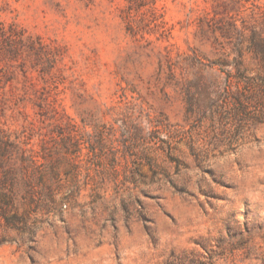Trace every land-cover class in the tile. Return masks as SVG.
<instances>
[{
    "label": "rangeland",
    "instance_id": "rangeland-1",
    "mask_svg": "<svg viewBox=\"0 0 264 264\" xmlns=\"http://www.w3.org/2000/svg\"><path fill=\"white\" fill-rule=\"evenodd\" d=\"M254 32L264 0H0V264H264Z\"/></svg>",
    "mask_w": 264,
    "mask_h": 264
},
{
    "label": "trees",
    "instance_id": "trees-1",
    "mask_svg": "<svg viewBox=\"0 0 264 264\" xmlns=\"http://www.w3.org/2000/svg\"><path fill=\"white\" fill-rule=\"evenodd\" d=\"M251 51L253 53H255L256 55H258L260 57V59L262 60V62L264 63V36H261L258 32H254L253 35V39H252V46H251ZM236 63L235 65H233V68H230L228 70H226L227 66H231V64H228V62L225 61H219L216 60L213 62L214 66H218L220 67V69H222L221 71H225L226 73V82H227V87L228 89H230V93L234 92V90L232 89L233 86L238 87L240 84V78H241V67H240V62L238 60H235ZM225 69V70H224ZM234 69V70H232ZM246 87H250L249 89H246L245 86L243 85L242 87H240L241 89H245L246 91H250V93H252L251 89L252 87L257 86L260 90L262 86H258L257 84L254 85L250 82H246L245 83ZM264 86V85H263ZM261 92H264V90H261ZM238 104H241L240 100H236ZM258 122H261V120H258Z\"/></svg>",
    "mask_w": 264,
    "mask_h": 264
}]
</instances>
